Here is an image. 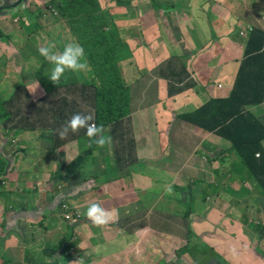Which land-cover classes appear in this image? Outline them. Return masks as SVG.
<instances>
[{
	"label": "rangeland",
	"instance_id": "obj_1",
	"mask_svg": "<svg viewBox=\"0 0 264 264\" xmlns=\"http://www.w3.org/2000/svg\"><path fill=\"white\" fill-rule=\"evenodd\" d=\"M96 1L97 3L95 1L92 3L95 5V8L93 7L94 15L105 17L106 30L111 31L117 29L120 42L123 44L121 48L125 49L127 47L129 49V51L124 53L125 56L119 58L117 66L125 85L131 87V100H136L134 109L140 111L143 108H147L148 106L146 107V105L152 102L146 98L147 96L153 100L162 96L163 104L161 110L157 114L156 126L158 129L152 130L154 132L158 130L155 132L154 138L158 140L161 139L159 141L161 145L168 144L166 162L164 158H160L159 154L152 149L151 146L146 144L139 156L140 160L150 159L153 162L158 160L155 165L159 168L145 166V170L149 175L155 178L148 179L145 176L139 177L142 180L141 184L146 183L154 185V190L148 192L153 194L154 198L148 197L150 195L136 198L134 202H132V208H134L132 213H126L120 217L118 216V219L103 227L92 226L93 231L91 236L93 233L95 234L92 245L94 246V244L107 241V234L103 231L107 230V227H110L109 231L111 235H115L116 238L121 237L116 228V224L123 221L124 224L127 225L125 229L130 227L129 233L137 230L140 233L138 232V236H127L131 241L121 246L123 248L122 253H126L127 255L130 253L128 251L133 252L134 245L145 247L153 245L154 249L151 252V257L144 264H157L165 255L162 250H167L169 248L175 250L176 248L178 251H186L185 247H187L189 241H192L191 244L193 245L194 242L203 243L204 241H202V239L206 236H219L220 234L221 236H226L232 233V230L225 231L226 224L228 225V219L230 222L240 219V222H243L248 231H244L241 236H248L251 250L255 252L261 251V256L263 257L264 189L258 185V179H256L253 174L249 173L246 164L243 163V159L239 157V154L234 149H231V145L228 142L212 133V135L216 137L209 136L207 139L203 138L199 143L194 139L201 137L195 134L196 127L187 123H181L182 120L179 119L178 116H181L182 113L180 114L178 108L185 104H187L191 110L197 108L200 103L199 100H201V95H209L203 92L207 87L192 89L190 90L191 94L188 93L187 96L184 94L188 91L186 83H183L181 86L178 82L177 84L181 88H178L175 83L176 75L180 70V66L183 64V66L186 67V69L183 70L185 77L183 82L190 77V81L188 82L195 87L198 85L193 82L196 78L195 74H191L193 72H198L200 77V72H204L205 70L206 76L210 73L212 78L211 81H216L220 78V87L224 85V79L230 74L228 80L232 83V88L230 87L225 94H231L242 62L246 59L245 48L247 46L249 34L251 30L256 27L264 28V0ZM59 4H61L62 7L64 5L62 0H46L45 2H29L28 6L27 3H24L18 7L20 12L10 18L12 23L17 19V22L12 24L13 26L16 25V27L11 29V32H14L15 35L14 37H10L22 41L23 53L26 54L29 51L26 44L27 42L38 48L40 45L42 46V43L44 45L49 43L53 44L51 41L53 40L56 47L61 50H63L64 46L69 42L80 44L76 32H81L86 27V25H84V20L86 19L84 18V12L74 13L72 10L71 12L67 11L63 19V10L57 7ZM165 6L173 7V9L164 11L163 9ZM223 13L227 15H223ZM26 15H29L30 18L24 19L23 17ZM7 17H10V15H7ZM213 20L219 21V30L217 27L213 28ZM50 21L52 25H54L56 21L60 22L58 24L63 25V32L60 31V27H58V31L56 32L50 30ZM13 29H15V31H13ZM18 32L21 35H19ZM1 34L3 35V31H1ZM8 34L9 33L5 31L4 37L9 38ZM230 40L239 43L242 48H237V46L232 47L230 50L226 48V53L222 54L224 46L229 44ZM204 45L210 48H203ZM201 52L210 56L211 60L205 61L203 57H199ZM172 56L176 57L171 60ZM86 62L89 65L87 71L78 73L66 72L57 84H54L48 79L53 65L49 62H46V64L37 63L36 67L42 68L40 74L45 82L43 84L41 81H38L39 79L34 81L35 86L37 84L43 86L42 90L40 89L39 94L35 97V99H39L37 104L39 106H47L50 103L49 107L54 108L53 103H56L58 105V107L57 105L55 107L56 110H63V112H65L64 114H66V120L75 110V104L80 107L79 110L83 111V113L91 111L94 117L93 121H95V119L97 120L98 115L93 109V106L89 105L85 100V94H89V90H92L93 86H101V83L97 77L98 74L92 69L90 62L87 59ZM200 67L202 68L200 69ZM234 70L236 71V75L232 77L231 73L234 72ZM34 71L35 68L33 73ZM162 73H164V75H162ZM166 73L167 76L165 77ZM201 78L202 77H200V79ZM160 81L167 86L165 91L159 89L158 84ZM69 86H71V90ZM144 90H146L145 93L143 92ZM168 92L174 96L170 98L167 97ZM53 93H57L58 96H53ZM33 95H35V92ZM176 96L178 97L174 98ZM210 97L211 96H209V98ZM188 100L189 103H187ZM63 102L70 103L63 107ZM173 102V108L176 111L172 110L170 106ZM34 105H36V101ZM153 105L157 104L154 103ZM0 108L6 109V104H2ZM162 112L169 113L172 116L168 117L167 115L168 118L165 119L164 115L161 116ZM252 113L264 124V108L259 107V109H253ZM46 114L49 116V119L45 120L46 122L57 121V123L60 124L61 115H59V112L55 113L48 111ZM143 117L145 119L147 118L145 114ZM171 118L174 119L175 124L170 126ZM126 120L127 125L133 126L132 124H134V122H131L129 119ZM99 125L104 127L101 121H99ZM58 128L59 127H57V129ZM104 130L105 134L112 139L110 144L106 145L104 148H100L102 153H105L103 156L104 162L102 161V157L98 155L100 149L94 150L97 152L94 154L95 158H86L84 166H86L88 173L82 176L81 186L79 187L88 188L92 183L93 180H91V178L99 173V167H96V164H99L100 168H102L101 173H103V166L105 168V173L111 171L112 174H110V176H114L111 184L119 185L131 182V174L130 177L127 178L126 176H122L124 173V170H122L123 163L117 154H113L112 151L109 154V148L122 147L127 152L133 153V151L137 150V144L132 148L130 143L126 145L122 144L121 146L115 145L117 139H121L123 142L125 138L128 141V139L132 137H122L119 134L120 132H112L110 128H104ZM197 131L200 132V130ZM53 132H55V130H53ZM177 139H186V145H182L181 147L188 149L177 150L174 145ZM87 141L89 140L86 136L84 137L79 134L78 142L80 145V154L76 162L81 161V158L84 159L82 154L84 146L87 148ZM75 143L76 138L73 139L72 144ZM10 145L12 144L10 143ZM143 152L144 158H142ZM214 152L221 153V155L219 159H214L213 163L206 168V164L212 159L210 155ZM171 156H173V158H171ZM180 158L183 160L185 159L186 162L178 167L177 161ZM139 159H134L131 156L129 162L135 164ZM125 161L127 162V160ZM147 163L149 165L151 164V162ZM166 163L175 168L178 167L174 171L175 174L158 171L160 168L164 169ZM5 166L4 162L1 161L0 169H4ZM118 166L120 169L117 168ZM238 168H243V170ZM132 171L135 172V169L128 172ZM107 182L110 183V180L106 178L101 184ZM133 183H135L134 179ZM169 186L172 188L171 195L166 194V189ZM189 189H192V191L194 190L196 194L207 195L205 201L194 199L195 211L188 216L189 205L193 199V192L191 193ZM155 190L156 193H154ZM85 195L86 193L82 197L85 198ZM136 196H139V194H136ZM78 199L79 194L76 197V200ZM93 202L100 203L104 208H107L105 195L101 197L98 196L97 198H88L84 203L76 201L75 204L78 205L80 209H78V206H75L76 209L71 207L72 217L69 221L70 224L76 225L82 222L81 217H74L75 214L78 213L80 216H85L88 205ZM154 212H156V214H154ZM141 215L143 216L141 217ZM124 217H126V219H131H124V221ZM65 221L68 222L67 220ZM134 224L137 226L133 227ZM48 225H53V220H51ZM150 225L155 228L157 233L149 231V229L146 230ZM63 227V234L66 235V232L68 233L70 229L66 230L64 225ZM82 235L85 236L83 233ZM151 236H158V238H156L158 241H152ZM169 236L190 237L173 240ZM235 236H237V233ZM65 243L67 242L63 240L62 245L64 246ZM245 244H248V241H246ZM199 245L201 246V244ZM156 246L162 252H156ZM118 247L119 244L114 248L116 252H119ZM102 248L101 244L98 245V249ZM184 254L186 255V253ZM168 259L169 257L166 258V261H168ZM99 260V258L95 259L94 264H97ZM129 263L137 264L136 261L131 259L128 255L126 258H122V264ZM215 263L230 264L224 257L222 260L216 259Z\"/></svg>",
	"mask_w": 264,
	"mask_h": 264
},
{
	"label": "crops",
	"instance_id": "obj_2",
	"mask_svg": "<svg viewBox=\"0 0 264 264\" xmlns=\"http://www.w3.org/2000/svg\"><path fill=\"white\" fill-rule=\"evenodd\" d=\"M35 1L36 0H32L31 2ZM18 12H20L19 9L10 17H0V106L6 104V109L0 108V161L4 162L6 166V161L10 162L6 176L3 175L0 179V264H94L97 258L100 259L97 264H122V258H126L127 255L135 260L137 264H144L151 257V252L154 249L153 245L146 247L134 245V251H128L131 254L128 253L126 255V253H122L123 248L121 246L131 241L127 236H138L140 233L138 230L129 233L130 227L125 229L127 225L119 220L120 222L116 224V228L121 237L116 238L115 235H111L109 231L110 227L106 226L108 229L103 231L107 234V241L100 243L103 248L98 249V245L100 244L92 245L94 241L93 238H95L94 233L91 236L93 231L92 226L94 225L84 215L82 217V222L79 224L71 225L69 221L66 222L63 211L61 210V205L66 203L70 208L76 209L75 206H78L75 204L76 201L84 203L88 198H97L98 196L101 197L105 195L107 201V208L105 209L118 210L119 217L126 213H132L134 211L132 202H134L136 198H142L147 195H150L148 197L154 198L153 194L148 193L154 190V185L146 183L141 184L142 180L139 178L140 176H145L148 179L155 178L149 175L145 170V166L159 168L155 165L158 160L154 162L150 159L140 160L139 156L141 150L144 149L145 144L149 145L159 154L160 158H164L166 162L168 143L166 145H157L158 143L154 138L142 137L145 140L136 138V133L143 135V132L140 129H137L135 132V127L127 125L126 120L122 126L116 128L115 133L120 132V136L125 137V132L127 128H129V136L132 138H129L128 141L125 138L123 142L121 139H117L115 145L121 146L122 144L126 145L130 143L132 148L137 144V150L131 153L132 158L139 159L133 164L136 166L134 167L135 172H128L129 152L122 147L113 148L114 152L113 149L108 148L109 154L112 151V153H116L121 160L122 157H124L125 160L128 159V163L122 160V168L124 170L122 176H126L127 178L130 177L131 174V182L119 185L111 184L112 182L101 184L98 183L95 177H92L91 180L93 181L88 188L79 187L81 186L82 176L88 173L86 166H84L86 161L76 162L80 154V145L78 136H76L79 135V133H70L66 139L61 140L53 130H56L57 127L60 128L65 122L58 125L57 121H45L49 119L46 113L49 111L50 107L49 105L39 106L37 104L39 99H35V97L39 94V90H42L43 86L40 84L35 86L34 82L38 79L39 82L44 80L40 74L42 68L36 67V64H46L47 62L40 56L39 51H37V49L45 45L42 43V46L40 45L37 48L35 45H31L27 42L26 44L29 51L26 54L23 53L22 41L17 38H11L15 35L14 32H11V29L16 27V25L13 26L12 24L16 23L17 19L12 23L10 18L14 17ZM23 18L27 19L30 18V16L26 15ZM58 23L60 22L56 21V23L52 25L50 21L49 29L56 32L58 31V27H60V31L63 32V25ZM212 23L214 24L213 28L217 27L219 30V21L213 20ZM1 31H3V35ZM5 31L9 33V38L4 37ZM13 31H15V29H13ZM18 34L21 35L19 32ZM51 41L53 45H55V42L53 40ZM235 46H237V48H242L239 43L230 40L229 44L224 46L222 54L226 53V48L230 50ZM206 47L209 46H203V48ZM54 50L57 52L62 51L60 48L56 47V45ZM199 57H203L205 61L211 60V57L203 52H201ZM219 64L221 65L220 61ZM34 68L35 71L33 73ZM201 68L202 67H200V69ZM253 71L254 70H250V72ZM191 74L196 75L193 82L198 86L195 87L191 85L184 94L188 96V93L191 94L190 90L192 89L207 87L202 91L209 95H205L202 92L204 95H201L199 106L193 110H191L187 104L179 107L178 110L180 114L191 113L210 99L225 98L230 95V93L228 95L225 94L230 87L232 88V83L228 80L230 74L224 79L225 82L222 87L219 86L220 78L216 81H211L212 78L210 73L206 76L205 70L204 72H200L201 79L198 72H193ZM231 74L232 77H234L236 71L234 70ZM189 79L190 77L183 83H186ZM183 83L180 85L182 86ZM158 86L161 91H165L167 87L161 82H159ZM34 92L35 95H33ZM143 92L145 93L146 90ZM55 96H58V94L56 93ZM209 96L211 97L209 98ZM177 97L178 96L174 98ZM35 101L36 105H34ZM133 103L135 108V99H133ZM187 103H189V100ZM53 104L54 107H56L57 104ZM173 105L174 102L171 103L170 106L172 110H175ZM259 107L264 108V103L260 106L251 108V111L253 112V109H259ZM170 116L172 115L168 113V117ZM181 123L191 125L183 120ZM173 124H175V121L171 118L170 126ZM196 129L200 130V132ZM195 134L201 136L200 138H194L199 143L203 138L207 139L209 136L216 137L212 135V133L204 132L198 128H195ZM74 138H76V143L72 144ZM10 143L12 145H10ZM186 143V139H177L174 145L177 150H186L188 148L181 147L182 145H186ZM95 153L97 152L93 151L89 157L91 159L93 157L95 158ZM98 155L104 160L103 156L105 153H102L101 149L98 151ZM214 155L215 152L210 155L212 159L206 164V168L213 163ZM142 158H144V152ZM171 158H173V156H171ZM217 159H219V156ZM142 161H144V163L151 162V164L149 165L146 163L144 166L138 164ZM185 162V159L183 160L180 158L177 161V166L179 167ZM178 167L175 168L166 163L164 169L160 168L158 171L175 174L174 171ZM5 168L0 169V172H4ZM100 169L102 170L99 166V173ZM103 170H105L104 166ZM109 174L111 173L109 172ZM133 179L135 183H133ZM84 192L86 193L85 198L82 197L85 194ZM154 193H156V190ZM78 194L79 199L76 200ZM136 194H139L140 197L136 196ZM78 209H80L79 206ZM70 211L72 210L70 209ZM154 214H156V212H154ZM142 216L143 215H141V217ZM124 219L129 220L131 218L126 219V217H124L123 220ZM51 220H53V225H48ZM227 222L228 225L226 224L225 231L232 230L231 234H227L231 236H221V234L219 236H206L202 239V241H204L203 243L194 242L193 245L191 244L192 241H189L187 247H185L186 251H178L176 248L175 250L170 248L162 250L165 255L157 264H216L215 260H222L223 257L228 260L230 264H264V256H261L262 252L251 250L248 236H241L244 231L248 232L243 222H240V219L234 222H230L228 219ZM63 225L66 230L70 229L68 233L66 232V235L63 234ZM136 226V224L133 225V227ZM148 229L149 231L157 233L155 228L151 225L146 230ZM82 233L85 236H83ZM236 233L237 236H235ZM169 237L173 240H179L186 239V237L190 236ZM156 238H158V236H151L152 241L157 242L158 239ZM63 240L67 242L64 246L62 245ZM246 241H248V244H245ZM117 244H119V252L114 250ZM199 244H201V246ZM206 247H208L206 252H203ZM160 251L161 250L156 246V252L159 253ZM184 253H186V255ZM167 257H169L168 261H166Z\"/></svg>",
	"mask_w": 264,
	"mask_h": 264
},
{
	"label": "trees",
	"instance_id": "obj_3",
	"mask_svg": "<svg viewBox=\"0 0 264 264\" xmlns=\"http://www.w3.org/2000/svg\"><path fill=\"white\" fill-rule=\"evenodd\" d=\"M62 1L64 3L63 7L61 4L57 7L62 8L64 15L61 16L63 19L66 16V12H71V10L74 11V13L84 12V18H86L85 20L82 19L84 20V25H86L85 29L81 32L77 31L76 33L78 41L84 49L85 57L90 62L92 69L98 74L97 77L101 83V86H93V89L89 90V94H85V100L89 105L93 106V109L98 115L97 120L95 119L94 121L95 124L100 126L99 121H101L104 126L103 128H110L113 132L116 128L122 126L124 121L129 118L131 122H134L132 125L135 127V132L137 129L143 132V135L136 133V138H141L143 140L145 139L142 137L154 138L155 132L158 131L156 130L154 132L153 130L157 128V114L161 110L163 104L162 96L156 100L147 96L146 98L152 102L146 105V107L148 106L147 108L136 111L134 109V103L131 100V87L125 85L117 66L119 58L125 56L124 53L129 51L127 47L125 49L121 48L123 44L120 42L117 29L107 31L106 18L94 15L93 7L95 8V5L92 3L94 1L97 3L96 0ZM170 9H173V7L165 6L163 10L170 11ZM226 11L231 14L228 10ZM223 15L227 14L223 13ZM245 56L246 59L242 62V66L234 83L233 91L229 96L210 99L197 110L191 113L181 114V116L178 117L194 127L204 132L214 133L228 142L231 145V149H234L239 154V157L243 159V163L246 164L249 173L253 174L255 178L258 179V185L264 189V124L260 122L251 111L252 107L264 103V28L256 27L251 30L245 48ZM174 57L176 56H172L171 60H173ZM184 69H186V67L182 64L176 75L175 84L178 88L181 87H179L177 83L179 82L180 85L185 79L183 73ZM250 70L254 71L250 72ZM162 75H164V73H162ZM166 76L167 73L165 77ZM41 83L44 84L45 82L42 81ZM191 85L192 84L187 83V89L190 88ZM69 87L71 90V86ZM55 94L56 93H53L52 95L55 96ZM173 96L174 95H171L170 92L167 93V97L170 98ZM69 103L70 102H63V107ZM154 103L157 105H153ZM74 106L75 110L71 113V116L74 113H83V111L79 110L80 107L75 104ZM54 110H56L55 107L49 109V111L52 112H54ZM58 112L59 115H61L60 122L64 123L66 121L64 118L65 112H63V110H59ZM144 114L147 117L146 119L143 117ZM163 115L166 119L168 114L162 112L161 116ZM78 133L85 137L83 129ZM129 135L130 130L127 128L125 137H129ZM76 136L79 137V135ZM155 141L158 143L157 145L160 144L158 139H155ZM88 144L89 141L86 143L87 148L84 146L83 149L82 156L84 159H80L83 162L86 161V158H89L94 150L98 149L95 144H93L92 147H88ZM257 153L259 154L258 157L256 155ZM218 155L219 153H215L213 159L216 160ZM129 157L131 156L129 155ZM122 160L124 161L125 158L122 157ZM102 161L104 162L103 158ZM146 163L139 162L138 164L144 166ZM128 164V171L136 167L131 162ZM99 166L100 165L96 164V167ZM117 168L120 169L119 166ZM238 169L243 170V168ZM109 172L111 173V171ZM109 172L105 173L103 170V173H101L100 169V173L96 174L95 179L98 183H102L106 178L112 182L114 176H110ZM189 191L191 193L193 192V199L189 205L188 216L195 211L194 199L205 201L207 195L196 194L192 189H189ZM207 248L208 247L204 248L203 252H206Z\"/></svg>",
	"mask_w": 264,
	"mask_h": 264
},
{
	"label": "clouds",
	"instance_id": "obj_4",
	"mask_svg": "<svg viewBox=\"0 0 264 264\" xmlns=\"http://www.w3.org/2000/svg\"><path fill=\"white\" fill-rule=\"evenodd\" d=\"M54 47L55 45L49 43L38 49L40 56L53 65L48 79L54 84L59 83L61 77H63L66 72L78 73L89 69V65L85 59L84 49L80 44L69 42L64 46L63 50L59 52L54 51ZM188 81H190V79ZM188 81L186 84H191ZM56 111L57 110H54L55 113ZM64 118L66 119V114ZM93 120L94 117L91 111L86 113H74L72 116H69L60 128L55 130V133L59 139L64 140L70 133L76 134L83 129L85 136L89 140L88 147H92V145L95 144L97 148H104L111 143V137L106 135L104 128L102 126H97ZM129 155L131 156L130 152ZM220 155L221 153H219L218 156ZM256 155L257 157L259 156L258 153ZM166 194H172L171 186L166 189ZM85 216L94 226L103 227L118 219L119 213L116 209L107 210L100 203L93 202L88 205Z\"/></svg>",
	"mask_w": 264,
	"mask_h": 264
},
{
	"label": "water",
	"instance_id": "obj_5",
	"mask_svg": "<svg viewBox=\"0 0 264 264\" xmlns=\"http://www.w3.org/2000/svg\"><path fill=\"white\" fill-rule=\"evenodd\" d=\"M32 0H0V17H7V15L12 16L16 10H18L19 6H21L24 3H27V6L29 5V2ZM36 1H43L46 0H36ZM7 162V166L4 170V172H0V179L4 176H6L8 167H9V161Z\"/></svg>",
	"mask_w": 264,
	"mask_h": 264
},
{
	"label": "built area",
	"instance_id": "obj_6",
	"mask_svg": "<svg viewBox=\"0 0 264 264\" xmlns=\"http://www.w3.org/2000/svg\"><path fill=\"white\" fill-rule=\"evenodd\" d=\"M70 206L66 203H63L61 205V210L63 211V216L65 218V220L67 221H70L71 220V217H72V211H70ZM74 217H77V218H80L81 217V220H82V217L83 216H80V214L76 213Z\"/></svg>",
	"mask_w": 264,
	"mask_h": 264
}]
</instances>
